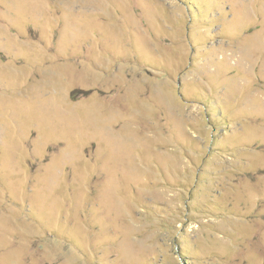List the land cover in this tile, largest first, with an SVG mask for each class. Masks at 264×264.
Wrapping results in <instances>:
<instances>
[{"label":"rangeland","instance_id":"1","mask_svg":"<svg viewBox=\"0 0 264 264\" xmlns=\"http://www.w3.org/2000/svg\"><path fill=\"white\" fill-rule=\"evenodd\" d=\"M0 264H264V0H0Z\"/></svg>","mask_w":264,"mask_h":264}]
</instances>
